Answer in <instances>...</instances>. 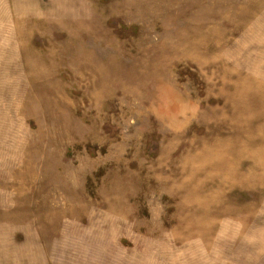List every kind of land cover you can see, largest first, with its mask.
<instances>
[{"label":"rangeland","instance_id":"1","mask_svg":"<svg viewBox=\"0 0 264 264\" xmlns=\"http://www.w3.org/2000/svg\"><path fill=\"white\" fill-rule=\"evenodd\" d=\"M0 264H264V0H0Z\"/></svg>","mask_w":264,"mask_h":264}]
</instances>
